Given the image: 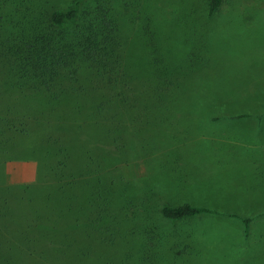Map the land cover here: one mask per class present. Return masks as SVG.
<instances>
[{"label":"rangeland","instance_id":"374dc122","mask_svg":"<svg viewBox=\"0 0 264 264\" xmlns=\"http://www.w3.org/2000/svg\"><path fill=\"white\" fill-rule=\"evenodd\" d=\"M71 1L0 0V39L32 12ZM80 3L86 13L96 6L107 10L123 59L137 73L136 95L148 100L116 110L117 126L110 131L119 139L117 149L99 168L102 181H113L120 240L109 248L88 240L86 247L101 250V260L119 262L120 247L127 245L122 264H264V175L253 174L264 173V137L244 135L264 128V0H223L212 14L209 0ZM156 62L174 76L160 88L158 104L150 82L164 74ZM245 138L257 140L258 156H249ZM22 139L0 133V264H58L37 257V238L53 236L45 226L31 228L28 219L37 197L48 191L43 169L22 150ZM79 140L74 152H93V138L77 136L74 144ZM185 203L205 211L177 220L160 212ZM241 213L250 219L247 237Z\"/></svg>","mask_w":264,"mask_h":264},{"label":"trees","instance_id":"16d2710c","mask_svg":"<svg viewBox=\"0 0 264 264\" xmlns=\"http://www.w3.org/2000/svg\"><path fill=\"white\" fill-rule=\"evenodd\" d=\"M222 1L209 0L208 12L216 11ZM86 11L88 17L80 0H72L47 13L32 12L23 17L21 27L1 37L0 133L21 135L22 150L45 174L48 192L37 197L28 224L45 226L53 237L37 238L41 249L37 257L58 264H122L129 258L127 245L120 247L118 262L110 256L101 260V250L91 251L86 242L109 248L120 240L115 220L119 214L110 195L113 181H102L99 168L102 159L113 157L112 148L117 149L119 139L110 131L117 126L116 110L148 100L136 95L137 73L123 59L124 46L107 10L96 6ZM156 63L157 73L164 74L150 82L157 88L151 100L158 104L162 87L174 76L164 62ZM45 111L55 115L42 118ZM77 136L93 138V152H74L72 146L81 145V140L74 144ZM65 169L71 170L69 176ZM203 211L187 203L160 210L172 220Z\"/></svg>","mask_w":264,"mask_h":264},{"label":"crops","instance_id":"0c3cea01","mask_svg":"<svg viewBox=\"0 0 264 264\" xmlns=\"http://www.w3.org/2000/svg\"><path fill=\"white\" fill-rule=\"evenodd\" d=\"M256 133H257V135H251L247 131H245L244 135L245 136H262V137H264V128L263 129L260 128L259 131H256ZM242 140H244L243 142H245L244 143V145L246 144L245 146L248 145V148L250 149L249 151L253 152V155L250 154L249 156H254V157L258 156V154L255 152V150H256L255 148L258 147L257 140H253V139H250V138H245V139H242ZM263 140H264V138L262 140H260V144L259 145H261L262 148L264 149V141ZM247 143H249V144H247ZM218 159H222V158H218ZM248 174H249V176L252 175L251 172H249ZM253 174H254L255 178H260L261 180L263 179L264 173H261L260 170H254ZM246 192L248 193L249 191H246ZM193 206H195V205H193ZM241 214L243 215L242 216L243 217L242 220L245 223L244 224V227H245L244 235H245V237H247L248 233H250V226H249L250 219H249V217H245L246 215H244L243 213H241Z\"/></svg>","mask_w":264,"mask_h":264}]
</instances>
